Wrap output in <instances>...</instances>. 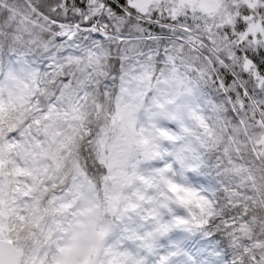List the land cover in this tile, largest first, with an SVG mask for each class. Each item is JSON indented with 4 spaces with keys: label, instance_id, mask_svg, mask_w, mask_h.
Returning a JSON list of instances; mask_svg holds the SVG:
<instances>
[{
    "label": "snow or ice",
    "instance_id": "snow-or-ice-1",
    "mask_svg": "<svg viewBox=\"0 0 264 264\" xmlns=\"http://www.w3.org/2000/svg\"><path fill=\"white\" fill-rule=\"evenodd\" d=\"M0 264H264V0L0 16Z\"/></svg>",
    "mask_w": 264,
    "mask_h": 264
},
{
    "label": "trees",
    "instance_id": "trees-1",
    "mask_svg": "<svg viewBox=\"0 0 264 264\" xmlns=\"http://www.w3.org/2000/svg\"><path fill=\"white\" fill-rule=\"evenodd\" d=\"M24 2L26 0H0V16H7L8 22L12 23L17 19L19 6Z\"/></svg>",
    "mask_w": 264,
    "mask_h": 264
}]
</instances>
